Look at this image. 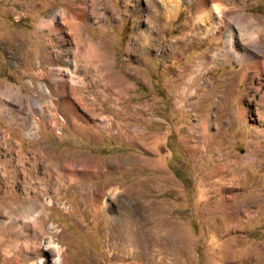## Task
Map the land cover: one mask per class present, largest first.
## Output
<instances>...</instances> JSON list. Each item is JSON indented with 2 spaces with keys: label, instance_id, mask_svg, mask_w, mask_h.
<instances>
[{
  "label": "rangeland",
  "instance_id": "obj_1",
  "mask_svg": "<svg viewBox=\"0 0 264 264\" xmlns=\"http://www.w3.org/2000/svg\"><path fill=\"white\" fill-rule=\"evenodd\" d=\"M214 2L264 48V0ZM71 3L0 0V264H264V131L237 117L249 69L223 27L192 0H87L72 30ZM40 84L67 102L39 113ZM28 202L41 229L20 233Z\"/></svg>",
  "mask_w": 264,
  "mask_h": 264
},
{
  "label": "bare ground",
  "instance_id": "obj_2",
  "mask_svg": "<svg viewBox=\"0 0 264 264\" xmlns=\"http://www.w3.org/2000/svg\"><path fill=\"white\" fill-rule=\"evenodd\" d=\"M214 1L215 0H213L214 4H212V8H211V7H208L209 0H192L193 5H194V10L197 13H200L197 16L198 20L204 22V24L205 23L211 24L213 32L215 29L217 30L220 26L223 27L227 52L229 54L233 55L234 57H237V58L242 59L243 61H246L245 66L248 67L249 70H248V72L246 71V74L245 73L243 74V77H241V80H240V81L246 80L247 82H246V86H245L242 94L239 97V108H238V113H237L238 116L237 117L240 119H243V118L246 119L248 112L251 111V107H252L258 115V117H259L258 119L261 120L260 122L262 123L261 124L262 128H260V131H264V122H263V120H264L263 119V116H264V48L259 46V48L261 50H258L259 48L258 49L257 48H250L249 45H243V44L241 45L242 47H240L235 42V40H236L235 39L236 33L234 32L235 27H234L231 19H229L226 16V14L223 12V10L219 6V4L218 3L216 4V2H214ZM71 6L75 7V9H79V10L74 11L72 9L68 14H65V12H63V10H61L60 15L63 16L64 18L65 17L68 18V20H69L68 22L71 24L70 27L72 30H74V29H76V25H78L79 22H84V19H85L84 17L87 15L89 4L87 3V0H78L77 4L71 3ZM213 8L220 13L217 20H215V18L213 16V11H212ZM239 15H240L239 19L244 21V23L239 21V23L241 25H243L242 30L244 31V29L246 28L245 19H244L245 16L242 14H239ZM54 16H55V13H50L49 17L46 20L41 21L42 25L48 27L49 31L56 30V29H54L55 26L53 23V21H54L53 17ZM82 16H84V17H82ZM242 30H240V31H242ZM243 34H244V36L248 35L249 41L254 43L255 46H257L256 45V39H258L260 36L259 32L258 33H255V32L248 33L247 31H244ZM240 35H239V37H241ZM244 36H242V37H244ZM248 38H247V40H248ZM243 40L245 41V39H243ZM260 53H262V54H260ZM38 88H39V91L42 93V95L45 97V101L42 104L38 100L34 99L31 101V105L33 107H35L39 113H42L45 110L44 107L50 108V107L54 106V102H53L54 98L53 97L55 96V93L59 94L62 102H64V103L67 102L66 91H65V87L63 85H60L59 91H56L55 89L52 90L45 84H40ZM251 91L258 95V99L255 100V94H253L251 96ZM2 102H4V101L2 100ZM2 102H0V103H2ZM27 134L31 135L32 133L30 131H28ZM102 164L103 163L100 162V160H97L96 163H94L93 168H90L85 164V165H81L82 168L79 170L78 166L76 164L67 163L66 165L63 166L62 171L57 173L58 181L60 182V178H63L65 176L69 177L72 180H75V174L77 172H80L82 175H85L89 171H92V174H94L93 176H96L99 174V171L97 170V168L101 167ZM5 165H6L5 163L3 164L0 162V166L2 168H4ZM21 166L23 167V164H21ZM46 166L48 168H53L55 165H53V167H51L50 164H46ZM33 167H36V165L33 164ZM105 167H107V163H106ZM107 170L108 169H106V171ZM49 175L50 174H48V176ZM47 187H48V185L45 183V185H43V193H47ZM85 191L86 190H84V192ZM113 191H115V188H113L110 191V194H113L114 193ZM96 193H97V199L98 200H96V201L93 200L95 205H94V209L93 208L92 209L95 212L94 213L95 216H99V210H101L100 206H99V201H100V199H102L103 194H102L101 190H97ZM89 196H92V194L90 193ZM35 201H36V199H35ZM38 201H40V200H38ZM83 203L85 204V202H83ZM20 205H21V203H20ZM23 205H24L23 210H24V213L26 212V214H23L24 220L19 225H17L18 226L17 230H18V232L23 233V232H26V230H29V228L31 227L33 232L35 233L37 231L36 226H38L41 229V225H38L39 224L38 220L40 219V217L38 215L41 212L38 213L39 210H37V207L43 206V202H41V205L36 204L35 202L33 204H31L29 202L24 203ZM83 213H84V209H83ZM78 215H79V220H83V214L80 213ZM126 217L128 219V222L133 225V223H132L133 213H132L131 208H128ZM52 236H55V234H52ZM115 238L116 237H114V239ZM130 242H131V240H130ZM57 251H58V253H61V249L59 246H57ZM60 258H62V257H60ZM39 263H41V262H39Z\"/></svg>",
  "mask_w": 264,
  "mask_h": 264
}]
</instances>
